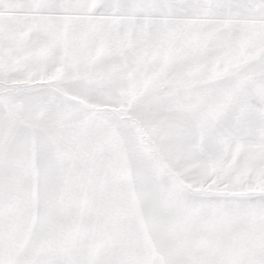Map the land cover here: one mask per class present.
I'll return each instance as SVG.
<instances>
[{"label":"snow or ice","instance_id":"snow-or-ice-1","mask_svg":"<svg viewBox=\"0 0 264 264\" xmlns=\"http://www.w3.org/2000/svg\"><path fill=\"white\" fill-rule=\"evenodd\" d=\"M0 264H264V0H0Z\"/></svg>","mask_w":264,"mask_h":264}]
</instances>
